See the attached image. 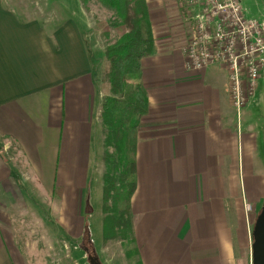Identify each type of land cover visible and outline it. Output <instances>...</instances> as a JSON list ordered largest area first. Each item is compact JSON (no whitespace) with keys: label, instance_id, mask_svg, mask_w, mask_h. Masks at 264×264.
Segmentation results:
<instances>
[{"label":"crops","instance_id":"1","mask_svg":"<svg viewBox=\"0 0 264 264\" xmlns=\"http://www.w3.org/2000/svg\"><path fill=\"white\" fill-rule=\"evenodd\" d=\"M147 4L156 51L143 61L149 114L131 200L139 262L244 264L264 203V175L254 176L264 174V89L238 114L226 66L187 69L177 3ZM87 40L73 18L50 29L0 0V264L49 263L31 253L40 241L25 228L30 216L49 217L36 203L41 185L62 204L52 229L76 240L88 229L87 188L104 164V93ZM240 164H249L243 174Z\"/></svg>","mask_w":264,"mask_h":264},{"label":"rangeland","instance_id":"2","mask_svg":"<svg viewBox=\"0 0 264 264\" xmlns=\"http://www.w3.org/2000/svg\"><path fill=\"white\" fill-rule=\"evenodd\" d=\"M4 1H6L8 7L13 9L23 21H26L28 19H38L39 21L44 22L45 25L50 29L55 28L67 19L73 18L74 20H76L88 37L87 43L92 48L91 52L92 56L94 57L98 83L102 86L104 96L109 93V86L101 82L105 71L109 68V64L106 61L104 53L108 45L116 41L119 36L127 30L126 27L114 26V23L116 21H112V18L115 17L112 10L102 5L99 0ZM161 1L170 3L174 1L177 3V11H175L178 13V22H174L176 23L177 27L183 28L186 37V44L191 39L197 26L200 25V22L206 23L207 25H205V27H209L210 31H213L215 24V20H213V14L214 16H217L219 10V8L215 7L214 3H220L224 0ZM240 3L242 6L243 14L247 20L260 21L263 19L264 0H241ZM240 62H242V59H240ZM222 65L227 66L228 64ZM242 78L244 82H248L246 76ZM262 88L264 89V79H259L257 90L254 95L255 98L258 97L260 93H262ZM95 140H97V138ZM21 165L22 164H19V166ZM246 165L249 166V164H240V170L242 171V174L244 170L246 171ZM96 168L97 167H95L94 169L96 170ZM98 169L99 172L102 173L101 177L94 175L91 176L87 188L89 205L90 208H92L93 213L90 218L87 217L88 229L86 228L82 238L77 240L75 238H71L63 229H60V231L58 229H52L53 221L55 220V223H58L56 221L61 220L60 217H52L51 212L53 210H56V212L54 213L56 215L62 204L58 199L57 194H54L52 196L50 192L46 190L45 186L41 185L39 195L40 202L36 203L38 204V207L43 212V214L48 215L49 217L46 218L47 220H45L44 224L41 219L42 217H40V221L36 216H30L28 218L25 225L26 231L32 230L33 233L29 234L33 236V239L37 240L39 238L40 241V249H34L31 253L35 254V256L37 257H40V259L46 258L44 261H47L50 264H90L89 256L85 253L86 249H90L91 252L93 251L95 253L101 264H138V260L140 259L136 244H123L119 241H111L105 243L103 239L104 216L102 213V198L103 175L105 171L104 164H98ZM260 174L264 175L262 174V169L257 174H254V176L259 177ZM249 178H251L250 175L247 178L248 185ZM35 190L38 191L37 189ZM29 204L31 205V202H29ZM90 208L89 206L85 208L87 213L90 212ZM255 214L253 215V218L256 216ZM42 226H45L44 230H42ZM253 228L254 227H252V229ZM251 233H253V230ZM29 234H27V236ZM30 235L28 237H30ZM74 245H77L76 248H73ZM130 250L132 251L131 256L127 258V252ZM241 255L244 256V252H241ZM72 259H76V263H73ZM240 259L242 263H244L245 261L244 264H247L246 259L247 262H249L248 264H251L248 255H245V257H241Z\"/></svg>","mask_w":264,"mask_h":264},{"label":"trees","instance_id":"3","mask_svg":"<svg viewBox=\"0 0 264 264\" xmlns=\"http://www.w3.org/2000/svg\"><path fill=\"white\" fill-rule=\"evenodd\" d=\"M99 1L114 12V26L127 29L104 53L109 68L102 82L109 86V93L104 96L101 112L105 167L103 239L105 243L135 245L131 200L137 186L136 149L140 123L149 114L142 71L143 61L156 51L155 39L147 0ZM86 253L96 257L90 249ZM131 253L128 251L126 257Z\"/></svg>","mask_w":264,"mask_h":264},{"label":"built area","instance_id":"4","mask_svg":"<svg viewBox=\"0 0 264 264\" xmlns=\"http://www.w3.org/2000/svg\"><path fill=\"white\" fill-rule=\"evenodd\" d=\"M214 4L219 10L217 16L213 14V31L205 27L206 23L200 22L191 39L182 47V54L187 69L192 72L228 64L230 96L240 114L248 100L255 95L263 69L264 18L260 21L247 20L240 0H224ZM244 76L248 82L243 81ZM246 211L249 214L252 206L247 205Z\"/></svg>","mask_w":264,"mask_h":264},{"label":"water","instance_id":"5","mask_svg":"<svg viewBox=\"0 0 264 264\" xmlns=\"http://www.w3.org/2000/svg\"><path fill=\"white\" fill-rule=\"evenodd\" d=\"M1 149V147H0ZM251 264H264V203L253 228ZM90 264H101L97 257L89 256Z\"/></svg>","mask_w":264,"mask_h":264}]
</instances>
